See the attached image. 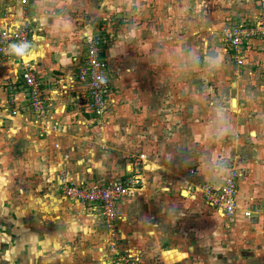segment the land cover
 I'll return each instance as SVG.
<instances>
[{"label": "rangeland", "instance_id": "1", "mask_svg": "<svg viewBox=\"0 0 264 264\" xmlns=\"http://www.w3.org/2000/svg\"><path fill=\"white\" fill-rule=\"evenodd\" d=\"M259 1L87 0V3L107 4L110 11L103 9L100 13L101 7L98 6L94 11L96 14H88L82 20L81 32H86L85 25L90 23L94 34L105 36V44L117 42L116 46H120L111 57L107 56L110 77L117 85L119 95L114 108L123 113L131 110L138 116L142 112V105L137 100L123 101L122 86L126 76H131L134 84L144 80L143 75H138L135 65L124 68L120 65V48L123 46L132 53L124 65L138 63L139 58L144 62L145 58L151 64L160 62L163 66L171 63L176 66L172 70L164 66L163 70L155 73H161L163 79L169 77L177 82V100L182 103L186 99L188 106L185 108L184 103L178 102L176 108L192 113L195 126L190 134L193 136L190 159L178 166L177 175L172 176L182 183L173 188L166 179L171 176L168 172L171 168L164 166L148 171V167L138 161L134 170H129L132 172L130 175L145 177V182L151 185L143 184L150 191L146 188L141 195L133 191L134 194L122 201L124 219L115 224L119 227L109 230L99 208L84 206V211L98 217L97 229L92 232V242L95 243L90 246L96 254L93 255L89 246L86 247L88 255L92 254V262L86 263L91 260L78 256V264H116L121 257H126L129 264H264V55L258 58L252 55L253 51L264 52V49H251L239 65L224 41V35L234 25L248 22L254 14V17L257 15ZM11 2L16 4V0H0V5H11ZM67 36L64 34L62 38ZM155 73L147 71L145 82H151ZM129 80L124 83L129 85ZM238 83L243 85L240 91L235 90ZM133 89L138 92L137 87H129L131 96ZM237 96L241 109L231 105L232 98ZM18 110L21 114L27 111L23 107ZM204 112L205 127H201ZM105 121L106 126L108 120ZM122 121L116 130H124L123 145L142 152L143 144L145 147L150 144L144 148L145 153L153 151L149 137L152 135L143 133L146 127L140 119L135 120L134 125L130 123V129L127 126L124 129L126 122L123 124ZM182 149L178 153L179 158L185 156V147ZM134 152L132 154L138 157L141 154ZM136 156L127 155L119 173L112 170L108 173V170L104 175L108 179L104 180L106 177L103 176L94 178L92 182L107 184L119 179L126 173V163L133 166ZM202 162L214 169L223 167L227 171L226 176L233 171L240 174V210L247 208V211L255 212L252 219L222 217L209 211L200 192L198 197L182 194L180 189L186 184L187 172L196 170ZM154 171L164 175H154ZM200 171L201 168L198 169ZM251 173L257 175L253 182L248 179ZM89 236L91 234H83L81 238L88 242ZM110 242H114V251ZM172 250L185 253V257L175 262L169 258L166 261L163 253L170 256Z\"/></svg>", "mask_w": 264, "mask_h": 264}, {"label": "crops", "instance_id": "2", "mask_svg": "<svg viewBox=\"0 0 264 264\" xmlns=\"http://www.w3.org/2000/svg\"><path fill=\"white\" fill-rule=\"evenodd\" d=\"M12 3L0 5V33L15 25L24 24L30 28L33 37L25 47L23 56L9 54L0 58V264H78V256L89 258L91 261L86 263H90L92 254H96V250L90 246L95 243L92 242V232L97 229L98 217L84 211L86 205L65 197L63 182H89L103 177L108 170V173L111 170L114 173L122 171L125 157L131 155L133 158L136 156L132 154L135 153L134 150H141L123 145L124 130L117 132L116 129L120 127V120H123V124L126 122L124 129L126 126L130 129V123L134 125V121L140 119L146 127L143 133L152 135L149 137L152 139L153 151L145 153L144 148L150 144L147 147L143 144V151L139 157L136 156L133 166L132 163H126L124 174L130 175L138 161L148 167V171L165 166L166 169L171 168V171L168 170L171 176L166 179L175 188L182 183L180 179L172 177L177 175L176 168L188 163L190 159V141L193 138L190 134L195 126L193 115L186 109L179 111L176 108V104L181 103L177 100V82L169 77L163 79L161 73H155L163 70L164 66H169L168 70H172L174 64H151L145 58L144 62L139 58L138 63L124 65L123 62L132 53L123 46L120 48V65L123 68L135 65L138 75H143L144 79L142 83L140 80L138 84H134L133 78L126 76L125 80H130L129 85L123 81V101L129 103L137 100L142 105L141 114L138 116L131 110L123 113L114 108L119 95L117 85L110 77V67L108 79L114 90V106L111 104L112 108L103 118L87 113L84 108L87 101L85 92L78 83L71 87L70 81L75 78L73 58L79 56L83 49V32L80 30L82 20L88 14L95 13L98 6L101 7L100 13L103 9L110 11L108 5L103 6L100 2L87 3V0H26L25 4L22 0H16V4ZM254 15L247 23L254 20ZM84 29L86 32H93L90 23ZM64 34L68 35L65 39L62 38ZM116 43L104 45L103 56L106 60L116 48L119 49L120 46H116ZM262 44L264 45V40L251 41L245 53L251 52V49H264ZM252 53L256 58L264 55V52ZM26 64L36 66V77L42 83L44 94L48 96V109L40 119H33L28 112L24 85L18 77L22 66ZM127 69L130 71L129 66ZM147 71L155 73L151 82H145ZM129 87H137L138 92L133 89L131 96ZM240 87L243 85L238 83L235 90L240 91ZM162 88H165L164 93ZM232 99H235L236 107L241 109L239 96ZM183 103L186 108L187 100L181 104ZM9 105H15L18 109L23 107L27 111L21 114L19 110L17 115L12 116L7 111ZM231 105L233 106L232 100ZM105 120H108L106 126ZM202 120L201 127H205V112ZM184 147L185 156L179 158L178 153ZM196 167L201 168V171L198 172L196 168L190 170L193 174L187 172L186 184L180 189L188 197L200 196V184H221L227 174L223 167L214 169L212 165H205V162ZM152 174L164 175L158 171ZM104 177V180L109 178ZM256 177L255 173H251L249 182H253ZM142 179L135 194L141 195L146 191V184L151 185L145 182V177L142 176ZM147 191L150 189L147 188ZM240 202L238 189L236 212L232 216L222 217L233 220L239 216L240 219H252L256 213L250 210L252 216L246 217L248 209L240 210ZM121 206L122 203L120 211ZM239 212L242 214H238ZM123 219L121 213L116 222ZM116 226L118 225L114 226V230ZM117 231L120 232L121 228H117ZM83 234H91L87 238L88 242L81 238ZM131 238H134L133 235ZM88 246L89 251L93 252L89 255L86 252ZM172 253L167 256L164 252V259L167 261L169 258L175 262L185 257V253L176 250H172Z\"/></svg>", "mask_w": 264, "mask_h": 264}, {"label": "built area", "instance_id": "3", "mask_svg": "<svg viewBox=\"0 0 264 264\" xmlns=\"http://www.w3.org/2000/svg\"><path fill=\"white\" fill-rule=\"evenodd\" d=\"M25 4L26 0H22ZM259 11L254 20L249 23H240L229 29L225 36V42L228 43L233 58L240 65L244 62L245 49L251 41L255 39L264 40V0H260ZM32 32L27 25L19 24L13 26L10 30H3L0 33V58L17 55L11 45L23 50L32 39ZM83 49L79 56L73 58L75 78L71 79L72 88L78 83L87 96L84 106L87 113L103 117L108 107L114 103V90L108 79L109 64L103 56L105 36L97 35L93 32L83 33ZM36 66L26 64L18 73L22 80L28 112L32 118H42L48 109V96L43 92L42 83L37 79ZM70 87V88H71ZM9 115H17L18 108L14 105L8 106ZM190 171V174H193ZM238 172L229 173L219 185L200 184L199 191L205 199L208 209L218 213L220 216H232L237 209L238 193ZM143 182L142 176L124 175L119 179L100 184L97 182L82 181L75 183L65 180L63 182V194L65 197L90 206L94 209L99 208L108 229L115 226V222L120 217V204L129 197L133 191ZM246 217H251L250 211L245 212ZM111 247L114 242H110ZM114 251V247H112ZM116 264H129L126 257H121Z\"/></svg>", "mask_w": 264, "mask_h": 264}, {"label": "clouds", "instance_id": "4", "mask_svg": "<svg viewBox=\"0 0 264 264\" xmlns=\"http://www.w3.org/2000/svg\"><path fill=\"white\" fill-rule=\"evenodd\" d=\"M10 47L12 48V50H13L17 55L23 56V52H24V50H23L22 47L18 48V47L15 46V45H11ZM219 59L222 60V57H220Z\"/></svg>", "mask_w": 264, "mask_h": 264}, {"label": "water", "instance_id": "5", "mask_svg": "<svg viewBox=\"0 0 264 264\" xmlns=\"http://www.w3.org/2000/svg\"><path fill=\"white\" fill-rule=\"evenodd\" d=\"M232 104H233V105L235 104V99H232Z\"/></svg>", "mask_w": 264, "mask_h": 264}, {"label": "bare ground", "instance_id": "6", "mask_svg": "<svg viewBox=\"0 0 264 264\" xmlns=\"http://www.w3.org/2000/svg\"><path fill=\"white\" fill-rule=\"evenodd\" d=\"M236 104H237V103H235L233 106L236 107Z\"/></svg>", "mask_w": 264, "mask_h": 264}]
</instances>
